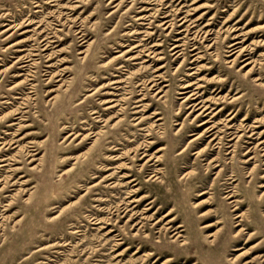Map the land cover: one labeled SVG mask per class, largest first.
Wrapping results in <instances>:
<instances>
[{
  "label": "rangeland",
  "instance_id": "1",
  "mask_svg": "<svg viewBox=\"0 0 264 264\" xmlns=\"http://www.w3.org/2000/svg\"><path fill=\"white\" fill-rule=\"evenodd\" d=\"M46 35L52 59L28 76L15 58ZM236 41L249 51L234 59ZM213 123L216 139L197 137ZM5 131L39 160L0 154L17 155L0 264H264V0H0ZM143 153L161 160L140 168ZM174 216L190 245L159 229Z\"/></svg>",
  "mask_w": 264,
  "mask_h": 264
},
{
  "label": "bare ground",
  "instance_id": "2",
  "mask_svg": "<svg viewBox=\"0 0 264 264\" xmlns=\"http://www.w3.org/2000/svg\"><path fill=\"white\" fill-rule=\"evenodd\" d=\"M163 17H166V16H163ZM185 16H183V17H181L179 20H183L180 24L181 25H183V22L185 21ZM159 19V18H158ZM29 23H34L33 21L32 22H29ZM166 23H168V20H165L164 22H162V25H164V24H166ZM169 25H171V21H169V23H168ZM185 30H187V32L190 30V29H187V28H185ZM5 31V30H4ZM28 31H31V30H25V32H28ZM36 31V30H35ZM79 32V31H78ZM192 35V34H191ZM179 41H180V38H176L175 40H174V44L172 45V48H171V50H173V53L172 54H175V53H177L178 51H180V47H181V45L182 44H179ZM19 42H22V40H20V41H18V42H15V43H13L12 45H16L17 43H19ZM54 42H56V40H54L53 39V36L51 35H46L45 37H43L40 41H35L34 40V42H33V44H31V45H29V49L28 50H26V49H24V48H21V49H18L17 51H24V50H26V53H23V54H21V55H17L16 56V58H15V62L16 63H21V66H20V68H22L23 70H25V71H27V73H29V74H27L28 76H33V74L31 73V72H33L34 73V71H33V68H35L36 67V65H38V67H41L42 66V64H43V59H44V57L46 58L45 59V61H49V59H52V51H51V53H47V50L52 46V44L54 43ZM237 43H239V42H233V44H231L230 45V47H231V50H232V53H235L236 55L234 56V59L236 58V56L237 55H239V54H241L243 51H249V47L248 46H243V47H240V46H237L236 47V44ZM22 45H25V44H22ZM194 45V44H193ZM11 46V45H10ZM53 47V46H52ZM196 47H194L193 46V48H192V50H194ZM248 53H251V52H248ZM253 55V54H252ZM246 58H244L243 59V61H245L244 63H243V65H242V67H246L247 65H249V64H252V63H254V61L252 60V59H250L251 58V56L249 57H247V56H245ZM233 61V60H232ZM231 61V62H232ZM47 67L48 68H50V67H53V65L52 64H48L47 65ZM250 70H251V68H249V69H247L246 70V72L245 73H250ZM47 70H45V72H46ZM52 70H50V71H47L48 73H45L44 72V75L46 74L47 75V83L49 82V81H52L53 80V78L54 77H56L58 74L56 73V72H51ZM61 80V79H60ZM255 80L256 81H259V78L257 77V78H255ZM55 81H59V80H55ZM261 83V81H259L256 85H259ZM28 84H31V83H28ZM191 84H187V85H185L183 88H186V87H189ZM30 88H33V87H30ZM51 91H53L54 93H55V90L54 89H51L49 92H51ZM196 93L197 92H192V93H190L187 97H186V99H190L191 98V95L192 96H194V95H196ZM55 96V95H54ZM54 96H52V97H54ZM26 97H31V96H29V95H26ZM51 97V98H52ZM239 97V96H238ZM238 97H236V98H234V99H237ZM194 98V97H193ZM193 98H191V99H193ZM112 100H107V101H105V103L106 102H110V103H112L111 102ZM201 103V105L197 108V109H199V108H203V110H205L206 109V105H205V103H204V101H201L200 102ZM198 104H195V106H197ZM114 105L113 104H111V105H109V106H107V108H111V107H113ZM193 106V105H192ZM193 108H194V106H193ZM192 108V109H193ZM218 112V111H217ZM217 112H214L213 114H212V117L214 116V115H216V113ZM202 114V112H199L198 114H196V117H198V116H200ZM205 115V114H204ZM20 116H22V115H20ZM233 118V116H230L229 117V119L228 120H231ZM157 119H159V118H157ZM206 123H208V120H204V121H201V123L199 124V125H205ZM214 127H216V126H214V123L212 124V125H210L209 127H206L204 130H203V132H202V134H199L197 137H199L200 135H202L203 137H210V143L214 140V139H216V138H214L215 136H214V132H211L213 129H214ZM227 128H231L230 126H228ZM247 128V127H246ZM100 130V129H99ZM238 131H242V130H238ZM5 135H8V134H10V133H7L6 131H5V133H4ZM95 134H101V131L99 132H96ZM17 135L18 134H16L15 132H12V134H10L9 136V139H6L5 137H1L2 138V141H0V154L1 153H3V151H6V152H8L7 150H10V149H13L14 147H18L19 146V148L17 149V150H19V152L21 151L22 152V154L24 153L25 155H28V156H30L31 157V160L30 161H34V160H39V159H37V158H32L33 157V155L35 154V153H32V151L34 150V149H29V147L30 146H26V144H22V145H19L18 144V142H20L21 141V139H22V137H19V138H17V140H15L14 138L15 137H17ZM70 135V134H69ZM86 135V134H85ZM85 135H83V136H85ZM231 135H232V133H231ZM241 135H244V134H235V137H237V138H239ZM82 136V137H83ZM196 137V138H197ZM247 137H251L250 135H248ZM95 139L96 138H94V140H92V142L94 143L95 142ZM230 139H232V138H230ZM223 139H222V137H219V138H217V141H216V143L217 144H219V143H222L223 141H222ZM192 141V140H191ZM15 143H17L18 145L16 146V145H14L13 146V144H15ZM226 143H228V142H226ZM264 142L263 141H259L256 145H254V146H263L262 144H263ZM13 146V147H12ZM231 146H235V144L234 145H226V147H231ZM30 153V154H29ZM32 153V154H31ZM230 153V152H229ZM4 155H6V154H4ZM16 156L17 155H15V154H12V155H9V156H3V157H0V191H4V189L5 188H7L8 186H11V185H13V184H15L14 183V181L13 182H11V172L10 171H12V170H15V168H11L10 167V165H12V163H10V161H16L15 159H16ZM133 156V155H132ZM145 156H147V159L144 161V163H142L139 167L140 168H146V166H148V165H151V164H148V162L152 159V158H155V161H160L161 160V155H152L151 153L150 154H146V153H143L142 155H141V157H139L138 159H143ZM121 159V158H120ZM39 163V161L37 162V164ZM14 165V164H13ZM126 165V163L125 162H123V161H121V162H119V164L116 166V168H120V169H122L124 166ZM9 168H11V169H9ZM34 168V166L33 167H31L30 169H33ZM3 172V173H2ZM4 172L5 173H8V174H4ZM153 172H155L154 174H150V179L152 178V177H154V179H158V178H160V176H157V173H162L161 172V168H157V167H154L153 168ZM10 173V174H9ZM189 174V171L188 172H186V174ZM263 176H264V174H263ZM21 177V176H20ZM122 177L123 178H127V177H129V174H122ZM123 180V179H122ZM23 181H25V180H21V181H19L20 182V184L22 185V187H19L20 189H18V190H16L15 192H18V191H21V192H23V191H25V189H24V187H23V185H24V183L25 182H23ZM133 181H135V179H129L127 182H126V184H124V185H129L130 183H132ZM134 185H135V183H134ZM261 187H264V183H262L261 184ZM232 192V191H231ZM229 196H228V198L229 197H232V194H228ZM146 196V195H145ZM145 196H143V197H145ZM142 197V196H141ZM29 199V196L28 197H26V199ZM140 201V199H136V200H131V202H139ZM157 201V198L156 199H153V200H151L150 202H152V203H155ZM232 202V201H231ZM9 203V202H8ZM6 206H8V204H6ZM2 207H4V206H2ZM3 209H5V208H3ZM148 209H150V206H146L145 207V211H147ZM118 210V208L116 209V211ZM171 211H172V209L170 208L167 212H165L161 217H159V218H157V219H155L154 220V222H153V225H157V224H159L160 222H162L163 221V219H162V217H167L170 213H171ZM145 213V212H144ZM3 214H4V212H3ZM8 217V216H7ZM120 217H123V216H120ZM240 218L239 219V221H242V218H243V215L240 213V214H237L236 216H235V218ZM1 218H2V220H4L5 218H6V216L5 215H1ZM141 218L142 219H144V218H146V219H150L151 218V215H143L142 213H141ZM127 220H130L129 218H127ZM176 220V217L174 216V217H171V218H169L168 220H167V222H165L164 223V225H161L160 227H159V229L160 228H162L163 230H167L168 232L169 231H172V235L170 236V237H173V236H176V238H179V237H182V240H184L183 242H182V244H188V245H190V243L191 242H188V241H186V237L184 236V233H185V229L183 228L184 227V225L183 224H181V223H179L177 226H175L174 228H172V226L173 225H168V224H170V223H173L174 221ZM105 223H107V224H109V222H108V219L105 221ZM141 223V220L140 221H138L137 223H134V225H138V224H140ZM207 225H209V224H207ZM236 225H241V224H239V223H237ZM141 226H142V223H141ZM243 226V225H242ZM109 231H112L111 229L109 230ZM209 237H211L212 239H210V242L211 241H213V239H214V234H209ZM119 243H121V242H119ZM118 243V244H119ZM193 264H196V262H194ZM245 264H250V261L248 260V261H246L245 262Z\"/></svg>",
  "mask_w": 264,
  "mask_h": 264
}]
</instances>
